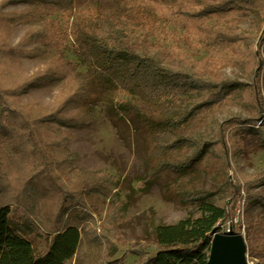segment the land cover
Listing matches in <instances>:
<instances>
[{"label":"trees","instance_id":"obj_1","mask_svg":"<svg viewBox=\"0 0 264 264\" xmlns=\"http://www.w3.org/2000/svg\"><path fill=\"white\" fill-rule=\"evenodd\" d=\"M15 1L20 0H2L0 7ZM23 1L36 4L42 21L16 45L9 44L8 37L11 23L22 14L0 9V163H7L10 170L9 176L0 172V264H125L123 256H114L112 239L118 235L126 205L104 186L117 183L118 178L103 170L71 166L62 140L47 139L44 130L53 128L51 121L85 123L93 116L85 105L96 97L92 87L108 88L114 94L113 116H133L144 131L150 160L144 183L155 179L163 168L185 164L186 153L194 146L221 158L227 173L230 162L223 122L213 123L210 114L224 101L244 102L255 112L244 118L252 128L262 108L259 88L233 80L216 82L211 76L165 65L160 59L164 48L149 43V33L159 26L168 39L179 36L188 47L206 50L215 62L222 56L237 60L250 76L258 58L254 43L244 45L250 33L236 32L232 25L254 13L262 24L264 0H114L80 11L75 9V0ZM132 33L139 41L136 50L115 44ZM30 41L52 49L54 59L46 70L18 78L17 57L39 51L22 48ZM237 48L243 52L236 54ZM259 48L263 57L264 36ZM67 50L73 58L67 57ZM263 66L261 62L259 69L264 71ZM45 79L63 83L52 108L31 104L24 109L17 103L27 85ZM130 96L140 97L151 111L139 108ZM69 106L77 107V112L64 116ZM203 122L210 124V134L181 131L185 124L192 127ZM61 175H70V184ZM225 181L229 201L224 196L209 200L204 191L182 189L186 197L200 199V214L168 224L152 218V243L158 248L151 254L136 250L137 264H207L213 227L228 216L233 225L241 202L258 198L264 203L258 194L242 196L240 182ZM93 192L109 198L107 223L98 227L82 201L83 195Z\"/></svg>","mask_w":264,"mask_h":264},{"label":"rangeland","instance_id":"obj_2","mask_svg":"<svg viewBox=\"0 0 264 264\" xmlns=\"http://www.w3.org/2000/svg\"><path fill=\"white\" fill-rule=\"evenodd\" d=\"M2 1V0H0ZM114 0H75L77 11L86 10L94 5H108ZM2 11H13L22 14L11 23L8 43L16 45L25 34L37 30L42 16L36 10V4L23 0L7 2L0 7ZM261 25V27H260ZM259 17L245 14L232 25L236 32L250 33L243 44L254 43L257 54V66L249 76L242 69L241 64L228 56H222L219 61H213L206 50L201 47L190 48L183 41L168 39L160 32L158 26L149 33V43L159 44L164 49L160 52L162 63L173 69L186 68L197 75L211 76L214 81L233 80L242 84L258 87L262 96V108L258 121L251 128L246 125L244 118L255 116L244 102L229 100L222 102L210 114L213 123L223 122L226 145L229 151L230 167L225 173L222 160L213 152L196 146L186 153L185 164L177 168H163L155 179L144 183L150 160L146 155V137L139 121L133 116L115 118L111 111L113 91L98 86L92 87L95 99L86 107L93 110V116L78 125H65L51 121L52 129H45L44 135L49 140H62L67 154L71 155L70 165L85 171H106L116 178L117 183H104L106 188L119 196L126 209L122 223L117 225L118 235L112 239L116 246L115 257L123 256L125 264H137L139 255L136 250H143L148 254L156 251L158 246L153 244L154 234L150 225L152 218L168 224L187 215L193 217L200 214V199L189 198L181 193L184 189L204 191L206 198L213 200L225 197L229 201L230 189L226 190V179L231 184L240 182L242 196L258 194L264 197V71L259 69L264 63L259 42L264 36ZM119 47L136 50L139 41L135 33L127 40L115 42ZM39 48L34 53L20 54L17 57L20 71L18 78H27L36 71L46 70L53 62L52 49L41 45L38 41L26 42L22 48ZM176 49L180 51H176ZM243 51L236 49V54ZM67 57L73 58L67 50ZM263 58V59H262ZM264 67V66H263ZM63 92L62 80L34 81L27 85L18 95L16 101L26 109L28 105L39 104L47 109L54 106ZM129 99L139 108L151 111V108L138 96ZM77 112V107H67L63 115L69 116ZM235 118V119H233ZM233 120L234 122H231ZM207 122L182 127L184 135H207L211 133V126ZM256 129L258 131H256ZM261 131V132H259ZM58 156H61L59 153ZM2 175L9 176L7 163H0ZM63 182L70 184V175H61ZM247 183L245 184V180ZM249 180V181H248ZM203 194V193H202ZM84 206L91 209L93 222L98 226L105 225L109 198L103 194L93 192L90 196L83 195ZM242 201V200H241ZM230 204V202H229ZM239 211L233 217L223 219L213 227L214 231L226 232L231 224V231L240 233L245 245V260L247 264H264V203L258 198L249 203L241 202ZM72 215H76L71 207ZM39 218V216H36ZM211 233V236H212Z\"/></svg>","mask_w":264,"mask_h":264},{"label":"water","instance_id":"obj_3","mask_svg":"<svg viewBox=\"0 0 264 264\" xmlns=\"http://www.w3.org/2000/svg\"><path fill=\"white\" fill-rule=\"evenodd\" d=\"M207 264H247L244 241L240 233L231 231V224L226 232L212 233Z\"/></svg>","mask_w":264,"mask_h":264}]
</instances>
